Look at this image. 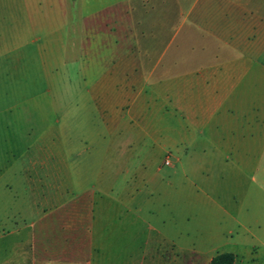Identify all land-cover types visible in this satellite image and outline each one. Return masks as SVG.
Here are the masks:
<instances>
[{"label": "crops", "instance_id": "1", "mask_svg": "<svg viewBox=\"0 0 264 264\" xmlns=\"http://www.w3.org/2000/svg\"><path fill=\"white\" fill-rule=\"evenodd\" d=\"M203 3L190 25L202 34L198 51L190 29L175 51L135 54L98 49L100 34L87 28L116 14L128 22L129 0H0V264H210L221 253L264 264V225L251 231L242 205L228 204L235 184L264 199L252 115L215 113L192 128L172 102L188 84L208 87L210 73H249L237 47L252 38V94L264 111V0ZM157 151L184 152L187 192L174 223L157 219L155 195L177 181L160 162L147 170ZM223 169L230 178L214 175Z\"/></svg>", "mask_w": 264, "mask_h": 264}, {"label": "rangeland", "instance_id": "2", "mask_svg": "<svg viewBox=\"0 0 264 264\" xmlns=\"http://www.w3.org/2000/svg\"><path fill=\"white\" fill-rule=\"evenodd\" d=\"M205 1L206 0H129L130 15L128 22L120 20L119 14H116L111 20L108 18L109 21L105 22L107 26L102 20L96 22L94 25L88 26L87 28L91 30V34H100L97 41L98 49H108L110 47H112L113 50L118 51H125L128 49L131 51L130 53L135 54L147 50L150 52L155 50V53H157L164 50L166 47L168 48L169 44L170 51H175V48L178 49L182 46L184 36H186L187 32L191 29L192 34L190 37L192 43L190 44L194 47V51H198L200 45L202 46L199 41L202 39V34L200 30H196L190 25L195 14L199 11V8L203 6V2ZM195 7L198 10L193 11ZM109 30L113 31L112 41L107 39L109 37ZM152 37H155V47H152V40L147 41L148 39H152ZM244 53L250 56L249 73L241 75H225V77L219 79L216 78V74L210 73L208 76L210 82L208 87L195 85V87L191 89V85L193 84H188L186 87L187 89H179L173 94L172 102L176 105L178 113H180L183 118L185 115L193 122V127L191 126L192 128H201L204 125L205 128H207L209 124H212L211 122H206V118L211 114L219 113L226 117H231V115L241 116L242 114H247L249 112L252 115V132L260 133L258 134L259 139H255L258 141L256 146L260 149V147L264 145V111L261 113L257 112L259 107L256 106L257 98L254 95L255 91L252 94V38L250 42L238 43L237 55L240 56V54L242 55ZM115 59L116 58H113V60ZM97 61L98 64H100L101 61L103 65H109L108 63L110 62V59L97 58ZM136 61L137 58L130 57L129 66L131 67L132 65H135ZM237 63L240 65L243 62L237 60ZM242 66H244V64H242ZM246 67H248V65H246ZM192 78L195 79V76L192 75ZM190 80L191 78L187 79V81ZM217 80L224 82V84H219V89L215 88L216 83H211L216 82ZM249 101L252 105H245V103H248ZM238 120L233 118L231 125H235L236 127L239 126L241 122ZM260 142L263 144L261 145ZM147 156L149 157V155ZM183 157L184 152L180 154L173 153V151H167L164 154L162 151H157V153L151 154L148 158L147 170L150 169V166L153 165V163L159 164L158 162H160L159 166L160 169H163L162 174L165 175L166 180L169 178L177 179L176 184L173 185L174 188L172 189L171 187L170 192H168V188L165 187L163 191H161V194L159 193V195H155L157 199L159 198V201L154 203V205L159 207L157 219L160 221L165 220L166 223H174L177 216H180L184 211V202H182V199L187 192V189L185 188L187 182L185 181L186 177H184L185 175L182 166L177 164L183 161ZM255 157L259 158L260 155H255ZM168 159L171 161L169 165L165 163ZM242 165L246 168L247 172L250 171L249 163ZM261 172V169L256 171L258 181L260 180L258 175L261 174ZM214 175H218V178H230L229 171L226 169L220 170L217 174L214 173ZM210 176L211 174L208 176L205 172L204 177ZM245 179L247 178L243 174L241 179L242 183ZM248 188L250 190L248 198L240 200L237 195L245 194V191ZM193 189L194 192L197 191V188L194 187ZM227 189L229 193L234 194V199L232 197L233 201L230 199L231 203L228 204L234 205L235 203L239 206L242 205V218L240 217V219L243 224L247 222L248 228L251 231L252 223L257 222V220L260 221L261 225H264V199H258L257 197L252 198V185L247 187L245 183L241 185L235 184L234 186H229ZM134 190H136L135 186L132 187V191ZM169 195L171 198L172 196L175 198L169 200ZM102 196L103 194H100V197ZM149 198L151 197L148 196L147 199ZM116 204V202L113 203V208L117 207V209H121V206H116ZM130 208H134L133 205H130ZM234 210L236 211L237 209ZM145 212L147 213V211ZM252 212H254L256 217H252ZM156 217L157 215L154 219ZM160 221H158V224ZM237 228L240 234L242 227L237 225ZM242 242L243 244H251L252 235L248 234L247 237L242 239ZM180 252L181 251L174 250V255L176 256L178 253L180 254ZM183 253L186 254L185 251ZM249 254V250L242 252V255L245 257Z\"/></svg>", "mask_w": 264, "mask_h": 264}, {"label": "trees", "instance_id": "3", "mask_svg": "<svg viewBox=\"0 0 264 264\" xmlns=\"http://www.w3.org/2000/svg\"><path fill=\"white\" fill-rule=\"evenodd\" d=\"M235 255L233 253H221L215 256L210 264H233Z\"/></svg>", "mask_w": 264, "mask_h": 264}, {"label": "built area", "instance_id": "4", "mask_svg": "<svg viewBox=\"0 0 264 264\" xmlns=\"http://www.w3.org/2000/svg\"><path fill=\"white\" fill-rule=\"evenodd\" d=\"M167 165H169L171 163L170 159L166 160L165 162Z\"/></svg>", "mask_w": 264, "mask_h": 264}]
</instances>
